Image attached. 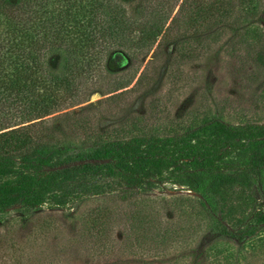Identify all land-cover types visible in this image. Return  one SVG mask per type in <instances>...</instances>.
Returning a JSON list of instances; mask_svg holds the SVG:
<instances>
[{
	"label": "trees",
	"instance_id": "obj_1",
	"mask_svg": "<svg viewBox=\"0 0 264 264\" xmlns=\"http://www.w3.org/2000/svg\"><path fill=\"white\" fill-rule=\"evenodd\" d=\"M179 2L0 0V214L15 206L66 208L91 196L111 195L132 208L121 213L131 223L130 231L138 228L126 237V249L136 244L147 252L153 248L165 253L187 244L184 227L177 220L159 221L161 211L139 208L137 198L170 182L193 191L206 186L226 206L231 201L225 191L264 168V124L233 125L212 118L182 133L140 134L114 142L102 141L103 133L91 125L89 102L96 94L112 96L95 107L105 104L114 116L126 110L110 103L139 91L147 80L145 70L133 88L113 93L129 87L161 35L165 44L175 43L180 62L196 61L208 53L204 41H216L221 28L240 22V10L246 7V0ZM115 54L130 61L135 72L107 92L100 84ZM63 130L91 140L92 150L53 162L43 150L58 142ZM190 207L174 211L182 218L211 215L203 200ZM120 216L96 209L86 222L102 250L112 225L106 217ZM258 217L263 224L264 213Z\"/></svg>",
	"mask_w": 264,
	"mask_h": 264
},
{
	"label": "rangeland",
	"instance_id": "obj_2",
	"mask_svg": "<svg viewBox=\"0 0 264 264\" xmlns=\"http://www.w3.org/2000/svg\"><path fill=\"white\" fill-rule=\"evenodd\" d=\"M244 3L240 22L221 28L216 41L205 40L208 53L199 60L180 62L175 43L165 44L161 35L129 87L113 93L133 88L145 70L147 80L140 92L125 93L110 103L126 108L124 112L114 116L105 104L95 107L112 94L94 95L88 110L93 117L91 125L104 135L101 140L114 142L140 134L173 135L212 118L233 125L264 124V0ZM258 55L262 62L257 61ZM130 66V61L119 54L111 56L106 65L108 75L100 87L113 91L115 81L135 72ZM100 112L107 115L102 117ZM90 141L63 130L58 142L43 152L51 155L53 162L66 156L78 157L92 150ZM206 189L193 191L165 182L136 199L139 208L161 211L156 216L159 221L177 220L184 227L187 244L165 253L153 248L147 252L136 244L126 249V237L138 228L130 231L131 223L121 213L132 208L111 195L91 196L66 208L52 204L12 207L0 214V264H264V223H257L258 215L264 213V168L248 174L244 183L228 188L225 197L231 202L226 206ZM197 200L204 201L211 215L182 218L174 211L180 206L190 211ZM96 209L121 215L106 217L112 225L103 242L104 250L92 237L95 231H87L86 222ZM247 229V235L239 236Z\"/></svg>",
	"mask_w": 264,
	"mask_h": 264
},
{
	"label": "water",
	"instance_id": "obj_3",
	"mask_svg": "<svg viewBox=\"0 0 264 264\" xmlns=\"http://www.w3.org/2000/svg\"><path fill=\"white\" fill-rule=\"evenodd\" d=\"M52 170V169H51Z\"/></svg>",
	"mask_w": 264,
	"mask_h": 264
}]
</instances>
